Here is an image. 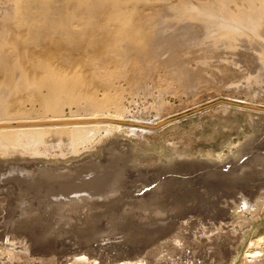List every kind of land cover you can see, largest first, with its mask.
<instances>
[{
	"label": "bare ground",
	"instance_id": "6f19581e",
	"mask_svg": "<svg viewBox=\"0 0 264 264\" xmlns=\"http://www.w3.org/2000/svg\"><path fill=\"white\" fill-rule=\"evenodd\" d=\"M150 2L0 0L1 159L17 154L40 156L52 145L53 139L74 150L79 144L114 131L137 134L158 128L169 119L129 115L128 106L119 102L120 88L113 82L123 80L130 84L131 81L132 87L140 86L139 72L128 77V65L148 74L159 63L174 64L190 45L205 46L204 57L214 59L217 56L215 50L221 52L241 42L247 43L257 54L262 68L260 75L264 79V0H197L195 3L178 0L173 15L165 18L144 11ZM36 7L42 11L52 9L56 17L52 21L35 22L31 18L29 22H20ZM76 16L82 22H72ZM19 47L24 51L17 56ZM164 55L166 59H162ZM83 56L88 57L85 64L103 88H115V93L105 92L99 97L97 91L89 90L92 79H87L77 69ZM55 57L60 58L69 71L66 68L62 71L64 67L60 70L58 63L57 67L53 65ZM187 63V59L181 60L180 65L171 68L172 74L190 78ZM200 70L194 75H199ZM27 90H32L35 97ZM36 101L41 113L33 116L23 107L27 103L33 106ZM221 102L264 111V107L231 99ZM64 104H75L81 110L66 114L62 109ZM109 107L114 108L110 110ZM255 157L257 167L239 178H246L248 174L260 176L264 172V154ZM2 166L15 169L24 167L25 163L9 160L5 166L0 160V169ZM30 166H33V174L46 180L47 184L56 182L49 189L41 184L29 185L36 194L59 201L55 206L58 211L95 206L96 201H78L77 195L100 196L115 178L111 168L85 175L67 171L52 175L40 162ZM233 188L225 196L234 198L239 208L250 209L256 214V220L264 215V179L260 182L248 180ZM72 195L78 198H72ZM217 201L223 202L221 198ZM140 204L137 203L139 208L132 209L134 213L141 218L154 216L159 223L157 232L148 233L149 244L144 250L126 249L111 258L104 257L99 248L92 245L50 256L47 252L34 251L38 242H34L31 234L29 242L22 234H10L0 245V264H236L243 248L238 264H264V231H249L252 219L236 220L228 216V206L218 204L213 216L198 220L191 206L177 214V204H169L163 199L155 204L157 206L146 201ZM193 220L199 226L193 224ZM15 245L23 251L18 252Z\"/></svg>",
	"mask_w": 264,
	"mask_h": 264
},
{
	"label": "rangeland",
	"instance_id": "374dc122",
	"mask_svg": "<svg viewBox=\"0 0 264 264\" xmlns=\"http://www.w3.org/2000/svg\"><path fill=\"white\" fill-rule=\"evenodd\" d=\"M150 3L144 11L165 18L173 15L178 0H151ZM55 17L52 9L42 11L36 7L20 22H29L31 18L41 22ZM79 19L76 16L71 21L82 22ZM204 47L187 46L174 64L159 63L148 74L128 65L131 69L130 73L126 68L128 77L139 72L140 86L132 87L131 81L128 84L114 80V86L120 88L119 102L128 106L129 115L169 119L158 128L137 134L114 131L79 144L74 150L53 139L52 145L40 156L17 154V157L0 158L5 166L9 160L25 163L22 168L2 166L0 169V245L10 234H22L27 242L31 234L34 242H38L34 251L47 252L50 256L92 245L97 246L104 257L111 258L126 249L144 250L149 244L148 233L157 232L159 223L154 216L138 217L132 209L139 208L137 203L141 201L155 205L162 199L169 204L176 203L177 214L191 206L195 210L193 214L200 220L213 216L218 210L216 205L228 206V216L236 220L252 219L249 231H264V215L256 220V214L250 209L239 208L234 198L225 196L235 188L234 185L264 179V172L260 176L248 174L246 178H239L257 167L255 155L264 154V111L221 102L231 99L264 107L261 63L247 43L241 42L221 52L215 50V60L204 57ZM23 51L19 47L17 56ZM56 58L53 65L59 64L60 70L64 67L62 71H69L67 65ZM166 58V55L162 56V59ZM186 59L190 78L184 74L174 76L171 68ZM80 61L77 69L84 77L92 79L89 90L97 91L99 97L105 92L115 93L112 87L105 90L101 81L88 70L85 64L88 57L83 56ZM199 69L200 74L194 75ZM27 92L35 97L32 90ZM31 106L27 103L23 109L27 108L26 112L33 116L41 113L37 101ZM109 108L113 110L114 107ZM62 109L66 114L81 110L75 104H64ZM35 162L42 163L52 175L58 171L85 175L111 168L115 178L100 196L88 197V193L78 194L79 198L71 196L77 197L78 201H96L95 206L58 211L55 206L59 201L36 194L29 185L41 184L46 189L56 185L55 181L47 184L46 180L33 174L30 165ZM219 198L223 202L218 203ZM149 204L144 208L146 212ZM196 223L199 226L193 220V224ZM15 246L18 252L23 251L19 245Z\"/></svg>",
	"mask_w": 264,
	"mask_h": 264
}]
</instances>
